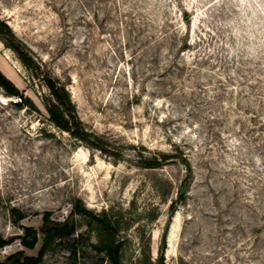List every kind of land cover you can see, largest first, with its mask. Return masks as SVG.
Masks as SVG:
<instances>
[{
	"label": "rangeland",
	"instance_id": "374dc122",
	"mask_svg": "<svg viewBox=\"0 0 264 264\" xmlns=\"http://www.w3.org/2000/svg\"><path fill=\"white\" fill-rule=\"evenodd\" d=\"M0 18L106 147L50 119L48 86L0 33V68L38 107L0 87V234L80 201L116 224L125 264L161 256L177 215L164 264H264V0H0ZM73 219L41 264H106L97 222ZM38 248L17 237L0 258Z\"/></svg>",
	"mask_w": 264,
	"mask_h": 264
},
{
	"label": "trees",
	"instance_id": "16d2710c",
	"mask_svg": "<svg viewBox=\"0 0 264 264\" xmlns=\"http://www.w3.org/2000/svg\"><path fill=\"white\" fill-rule=\"evenodd\" d=\"M0 33L7 40L8 45L12 46L18 53L22 61L34 69H36V75L42 76L45 84L50 90V94L43 96V102L49 112L50 119L59 127L69 130L77 138L84 139L92 146H99L102 149L106 147L100 141V137L93 135L84 125L83 121L76 111L74 102L72 101L69 90L62 81L53 76L48 71L43 69V61L33 54L32 50L25 45L14 33L9 23L0 18ZM35 71V70H34ZM0 87H2L9 95H18L21 98L15 102L19 105H29L36 108L34 100L30 95H26L16 82L11 79L0 68ZM149 165H157L158 160L146 161ZM187 179H184L183 185L179 188L178 196L175 203L184 197L185 189L183 188ZM174 209V207H173ZM172 209V210H173ZM14 221L19 222L25 213L18 207L13 206L11 208ZM84 214L89 216L92 220H95L99 229L105 234L104 238H101L98 243L94 244V247L104 253L106 264H125L123 261V239L116 238V224L108 217L105 211L94 212L91 208L87 207L80 201H76L73 204L71 210V216H67L64 219H57L52 216L50 210H46L42 216V223L39 227L33 224H23V232L13 234L6 237L0 234V247L11 243L15 238L19 237L23 245L27 248H36L39 245L37 254L24 255L23 259H20L14 264H41L46 251L53 246L56 240H63L69 238L76 231V223L73 219L74 214ZM172 214V213H171ZM167 229L165 228L163 239L160 244L161 256L153 259L151 255H146L145 258L139 264H164V257L162 256L163 250L166 247V235ZM17 253H13L10 257H13ZM4 260L0 258V264H3Z\"/></svg>",
	"mask_w": 264,
	"mask_h": 264
},
{
	"label": "bare ground",
	"instance_id": "6f19581e",
	"mask_svg": "<svg viewBox=\"0 0 264 264\" xmlns=\"http://www.w3.org/2000/svg\"><path fill=\"white\" fill-rule=\"evenodd\" d=\"M178 225H179V216L177 215L174 218V220L172 221L171 225H170L169 233H167L168 234L167 237H168V239L170 241V245H173V243H174V240H175V237H176V231L178 229ZM171 248H172V246H171ZM171 248H169V251L171 250Z\"/></svg>",
	"mask_w": 264,
	"mask_h": 264
},
{
	"label": "built area",
	"instance_id": "2783aa9c",
	"mask_svg": "<svg viewBox=\"0 0 264 264\" xmlns=\"http://www.w3.org/2000/svg\"><path fill=\"white\" fill-rule=\"evenodd\" d=\"M19 98H21V97L18 96L16 100H18ZM13 100H15V99H13ZM0 101L3 103H8L9 97L6 96L3 92H0Z\"/></svg>",
	"mask_w": 264,
	"mask_h": 264
},
{
	"label": "water",
	"instance_id": "95a60500",
	"mask_svg": "<svg viewBox=\"0 0 264 264\" xmlns=\"http://www.w3.org/2000/svg\"><path fill=\"white\" fill-rule=\"evenodd\" d=\"M33 53V52H32ZM34 54V53H33ZM21 258L19 256H16L12 259V263L11 264H14L16 263L17 261H19Z\"/></svg>",
	"mask_w": 264,
	"mask_h": 264
}]
</instances>
